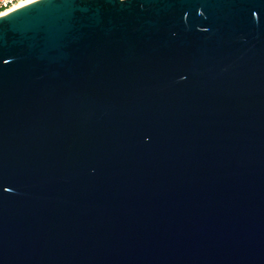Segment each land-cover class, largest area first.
I'll list each match as a JSON object with an SVG mask.
<instances>
[{"label":"water","instance_id":"water-1","mask_svg":"<svg viewBox=\"0 0 264 264\" xmlns=\"http://www.w3.org/2000/svg\"><path fill=\"white\" fill-rule=\"evenodd\" d=\"M0 264H264V0L0 15Z\"/></svg>","mask_w":264,"mask_h":264},{"label":"built area","instance_id":"built-area-1","mask_svg":"<svg viewBox=\"0 0 264 264\" xmlns=\"http://www.w3.org/2000/svg\"><path fill=\"white\" fill-rule=\"evenodd\" d=\"M25 1L28 0H0V15L20 7Z\"/></svg>","mask_w":264,"mask_h":264},{"label":"bare ground","instance_id":"bare-ground-1","mask_svg":"<svg viewBox=\"0 0 264 264\" xmlns=\"http://www.w3.org/2000/svg\"><path fill=\"white\" fill-rule=\"evenodd\" d=\"M32 1H34V0H28V1H25V2H23L20 6L25 5V4H27V3H30V2H32Z\"/></svg>","mask_w":264,"mask_h":264}]
</instances>
